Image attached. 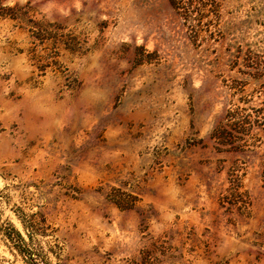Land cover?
<instances>
[{"label": "rangeland", "instance_id": "rangeland-1", "mask_svg": "<svg viewBox=\"0 0 264 264\" xmlns=\"http://www.w3.org/2000/svg\"><path fill=\"white\" fill-rule=\"evenodd\" d=\"M0 264H264V0H0Z\"/></svg>", "mask_w": 264, "mask_h": 264}]
</instances>
